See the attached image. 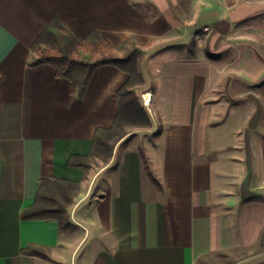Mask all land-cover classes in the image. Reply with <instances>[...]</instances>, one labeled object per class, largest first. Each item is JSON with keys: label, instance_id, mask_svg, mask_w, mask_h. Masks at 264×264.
Here are the masks:
<instances>
[{"label": "crops", "instance_id": "obj_1", "mask_svg": "<svg viewBox=\"0 0 264 264\" xmlns=\"http://www.w3.org/2000/svg\"><path fill=\"white\" fill-rule=\"evenodd\" d=\"M53 19L142 50L150 123L83 180L68 160L113 123L129 75L98 66L77 96L29 65ZM42 176L80 182L66 227L21 217ZM263 227L264 0H0V264H264Z\"/></svg>", "mask_w": 264, "mask_h": 264}, {"label": "trees", "instance_id": "obj_2", "mask_svg": "<svg viewBox=\"0 0 264 264\" xmlns=\"http://www.w3.org/2000/svg\"><path fill=\"white\" fill-rule=\"evenodd\" d=\"M120 49L122 54L118 53ZM141 55L142 50L136 45L134 37H129L118 48L97 31L78 38L57 19H53L31 45L29 65L52 64L55 75L67 78L69 91L77 96H82L92 72L98 66L114 64L129 75L128 80L117 91L119 107L113 123L109 127H98L95 130L87 154H72L68 160V165L83 169L82 180L87 178L93 165L109 161L115 144L127 135L131 127H144L150 123L137 92V87L143 82L139 66ZM79 189V181L42 176L34 201L22 209L21 217L54 219L61 228L66 227L69 223V208ZM259 243L264 245V227ZM23 252L40 254L32 248H25ZM203 260L198 258L197 264ZM231 260L230 258L229 263Z\"/></svg>", "mask_w": 264, "mask_h": 264}, {"label": "bare ground", "instance_id": "obj_3", "mask_svg": "<svg viewBox=\"0 0 264 264\" xmlns=\"http://www.w3.org/2000/svg\"><path fill=\"white\" fill-rule=\"evenodd\" d=\"M147 101H148V102L150 101V94H149L148 97H147Z\"/></svg>", "mask_w": 264, "mask_h": 264}, {"label": "built area", "instance_id": "obj_4", "mask_svg": "<svg viewBox=\"0 0 264 264\" xmlns=\"http://www.w3.org/2000/svg\"><path fill=\"white\" fill-rule=\"evenodd\" d=\"M146 102H148V101H147V99L145 98V99H144V103H146Z\"/></svg>", "mask_w": 264, "mask_h": 264}, {"label": "rangeland", "instance_id": "obj_5", "mask_svg": "<svg viewBox=\"0 0 264 264\" xmlns=\"http://www.w3.org/2000/svg\"><path fill=\"white\" fill-rule=\"evenodd\" d=\"M219 262L221 263V262H224V259L221 261V260H219Z\"/></svg>", "mask_w": 264, "mask_h": 264}]
</instances>
